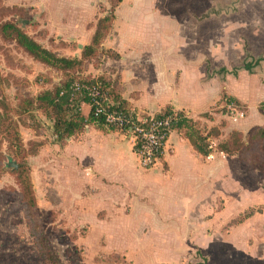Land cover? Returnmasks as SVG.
Segmentation results:
<instances>
[{
    "label": "rangeland",
    "instance_id": "rangeland-1",
    "mask_svg": "<svg viewBox=\"0 0 264 264\" xmlns=\"http://www.w3.org/2000/svg\"><path fill=\"white\" fill-rule=\"evenodd\" d=\"M80 1H75L76 9H72V0H0V27L6 23L21 27L25 23L21 28L55 56L79 58L86 37L90 31L94 33L98 20L108 16L110 10L109 4L107 6L104 0H99L93 10L92 4H89L86 9L83 7V12L78 9ZM161 3L168 4L164 0ZM232 3L230 10L235 9L236 2ZM6 4H26L24 9L27 12L25 15L15 11L1 12ZM217 9L220 10L219 6ZM182 18L177 14L174 24L151 21L144 27L140 26L136 34L127 36L128 32L122 33L126 37L125 45L118 52L124 54V47L128 45L127 48H134L135 51L131 56L124 55L123 61L114 62L107 57L110 51L104 48L99 59L84 63L79 74L95 77L113 72L114 76L118 75L119 70L111 68L113 66L125 68L126 78L127 75H140V85L133 88L144 93L151 111H159L173 97L193 102L200 95L197 56L200 53L212 56L214 51L207 47L208 28L197 29L193 24L186 25ZM188 18L192 22L199 21L192 14ZM212 22L217 29L224 23V18L218 16ZM118 33V26H112L107 34L109 46ZM200 33L201 41L198 42ZM129 57L131 60H128ZM180 57L186 61L196 59L197 64L188 66V80L181 87L182 92L175 94L171 89L167 90L166 83L168 79L172 81L174 68L181 65ZM201 57H204L208 69L207 79L225 68L219 61H209L204 55ZM0 70L1 116L4 113L2 105L7 108L6 115L0 119L3 124L0 126V264H45L26 221L23 190L28 181L33 186L37 203L34 212L36 237L45 241L43 245H47L50 251L53 250L58 264H198L202 262L198 252L207 264H264V212L261 216L255 214L246 223L242 217L248 209L251 212L258 209L249 206L264 205L263 175L257 171L238 174L237 179L243 182V186L239 184L234 188L256 196L247 199V202H244L245 198L236 200L235 205L233 197L218 195L214 207V190L200 187L194 182L193 175L183 178L182 185L169 191L167 196L164 191L170 188L168 177L162 175L169 169L164 167L165 145L162 159L149 169L141 166L137 155L138 167L143 169L140 176L132 175L131 182L129 179L117 183L108 180L105 188L111 191L103 192V196L97 186L103 179L93 166L82 162L80 149L76 150L82 134L69 141L66 147L53 145L52 120L44 112L28 105V100L35 99L63 81V74L34 62L10 40L4 41L1 37ZM222 99L205 113L207 118L199 115L198 111L191 112V117L186 113L184 115L192 118L203 134L212 126L226 129L229 125L227 130L248 127L243 118L248 110L241 105L229 109L222 104ZM81 111L84 117H88L90 107L84 104ZM153 116L155 113L150 111L137 113L138 119ZM6 125L11 130L10 134L14 133L13 129H18L25 150L8 148L7 141L13 140L5 131ZM102 129L108 131L107 128ZM92 133L94 135L95 131L91 130L86 138H91ZM122 135L114 142H119L122 155L126 158L125 166L129 168L135 161L132 154L135 141L132 133ZM229 136L230 133L225 134V138L223 135V139L217 140V145L227 141ZM37 143H41L39 150L34 149ZM172 151L167 150L169 156H172ZM130 155H133V160ZM231 161L241 167L237 158ZM10 163L15 164L17 170L12 169ZM110 168L112 170L113 166ZM239 181H234V185ZM100 195L109 201V206L100 203ZM112 196L115 202H110ZM187 201L188 206L193 207L191 215L182 209ZM241 201L245 204L240 207ZM213 207L215 213L198 221L201 213H209Z\"/></svg>",
    "mask_w": 264,
    "mask_h": 264
},
{
    "label": "crops",
    "instance_id": "crops-1",
    "mask_svg": "<svg viewBox=\"0 0 264 264\" xmlns=\"http://www.w3.org/2000/svg\"><path fill=\"white\" fill-rule=\"evenodd\" d=\"M75 1L77 0H72L70 3L72 9H76L77 5ZM81 1L78 3V6H80L78 9L83 10L84 12V8L89 4H92L93 10L95 3L99 0ZM164 1L168 2V4L161 3V0H123L122 3L115 9L116 19L113 26H118V37L112 40V45L110 46L109 38L106 39L103 43V47L119 56L117 60L111 61L121 62L125 58L124 55L131 56L135 52L134 48H127L128 45L124 47V54L118 52V50L121 49L123 45H125L124 38L126 37L122 33L128 32L127 36L133 35V33L136 34L137 31H140V26L144 27V25H146L145 23H150L151 21H161L164 22V25H171L175 23L177 14H180L181 17H183L182 22L184 24H193V26H195L194 28H208L209 30V35L207 36V47L213 49V55L208 56L206 53V55L200 53L197 56L199 58L198 64L200 67V90L198 91L200 95H198L197 99H195L193 102H185L173 97L169 103L163 106V108H161L159 111H151L152 109L149 106L150 104L148 105L145 102L144 93L141 90L133 88L134 86H138V84L141 82L140 75H137V77L127 75L128 78H126L124 75L126 74L125 68H114L113 66H110L113 69L119 70L118 94L121 96V98L130 104L132 110L136 112V115L137 113L139 114L143 111L154 112L155 115H157L164 112L166 108L170 107L174 112L186 113L191 117V112L193 111H198L199 115L205 114L211 107L215 106V104L219 102L223 96H226L228 98L235 99L241 106H244L248 110L246 117H243L244 120H246L248 127L240 126L242 128L241 130H227L229 125L226 129L219 128L222 135L220 138L223 139V135L225 138V134L227 136L233 131H237L243 135H246V133L253 130L255 126L264 130V118L258 110L259 105L264 102V0ZM233 1L236 2L235 9L230 10L229 7L232 6ZM104 2L108 6L107 1L104 0ZM5 6L12 7L17 5L6 4ZM33 6L34 4L32 7ZM218 6L220 10L217 9ZM17 7L24 8L26 7V4ZM228 11L230 12L228 13ZM191 14L198 17L197 19H199V21H190L188 15L190 17ZM202 16L203 21H201ZM218 16H222L224 18V23H221L216 29L214 28L215 25L212 21H216ZM25 32L27 34V31ZM92 33L93 32L90 31L88 37H86L87 40L82 46V50L85 46L90 44L94 34ZM27 35L31 37L29 34ZM31 38L37 42L33 37ZM197 39L198 42L201 41V33L198 35ZM240 42H242L243 45ZM244 46L247 47V52L249 53L252 60H263L256 68L252 70V73L239 71L236 77L232 75L218 76L214 74L213 78H206V63L203 61L204 57H201L202 55L206 56L209 61L214 60L216 62H221L223 64L222 67H225L228 71H231V67H238L244 61ZM217 56L218 59H216ZM181 59V65L174 68L173 70L174 77L172 78V81L168 79V82L166 83L167 90L171 89L172 93L174 92L175 94L179 93V91L182 92L180 89L188 80L187 77L189 72L187 71V68H189L188 66L190 65L192 66L196 60L190 59L189 61H186L183 58ZM128 60H131V57H129ZM229 67L231 69H229ZM208 97L212 98L207 99ZM222 104H224V106L226 105L225 102H222ZM213 127L214 126L208 128L211 129ZM96 129L100 130L97 132L98 134H96ZM91 130L95 131V134L93 135L92 133L93 136H91V138H86L87 134H89ZM101 131H103V129H99L94 125L89 126L85 132L82 133L80 146L76 148V150L80 149L79 155L81 156L82 162H85L87 166L88 164L93 166L94 169H96L95 171L99 174L98 176L103 179L100 181L102 183L100 185L97 184V186H99L98 190L102 191L104 196L103 192L111 191L105 188L107 186L106 184L109 182L108 180H114L117 183L129 179L131 182L132 178H134L132 175L136 174L137 176H140V172L143 169L138 167L139 159L134 151L132 154L135 156V161L133 160V155H130V159L133 161L129 168L125 166L126 158H124L122 155L121 146L119 142L117 144L114 142V140H117L119 137L123 136L122 133L109 130L106 132ZM171 133L172 134H169V137L165 143L166 155L164 158V167L166 168L168 166L169 169L168 172L162 174L166 176L165 178L168 177V185L170 188H167L164 191L167 196L169 191H174L177 189V187L182 185L183 178L186 179V177L193 175L194 182L198 183L200 187H208V189L214 190V207H216V199L218 195L224 196V198L233 197L235 201L233 205L236 204V200L240 201L241 199L245 198L244 202H247V199H254V196L256 195L253 193H242V189L239 190L234 187L238 186L239 184L240 187L243 186V182L237 179L238 174H241L244 171L255 170L248 168L243 170L245 167L240 164L237 157H227L220 153H213L211 156L206 158L201 157L194 151L189 141L182 134L177 132ZM78 137L68 140L63 147H66L69 141H73ZM217 142L218 141H215L214 143L217 144ZM170 143H172L171 146L169 145ZM169 149L173 150L172 156H169L167 153V150ZM232 158H237L241 167H239L236 162L233 164V161H231ZM111 165L113 166L112 170L110 168ZM119 170L122 172L118 173ZM234 181L239 182L234 185ZM245 189L247 190L246 186ZM114 190L115 189H113V191ZM111 200L112 201L110 202H115L113 196ZM100 203H102V205H108L109 201H106L105 198L100 195ZM240 203V207L245 204H242V201ZM188 204L189 201L186 202L182 209L185 210L188 215H191L193 207L190 205L188 206ZM255 205L256 204L249 207L262 208V212L256 214L261 216L264 212V205ZM168 206L171 207L172 205L168 204ZM214 207L209 213H201L198 221H200V218L203 216L215 213ZM252 218L246 220L244 223L248 222Z\"/></svg>",
    "mask_w": 264,
    "mask_h": 264
},
{
    "label": "trees",
    "instance_id": "trees-1",
    "mask_svg": "<svg viewBox=\"0 0 264 264\" xmlns=\"http://www.w3.org/2000/svg\"><path fill=\"white\" fill-rule=\"evenodd\" d=\"M110 5L109 15L102 17L98 20L94 34L92 36L89 45L85 46L81 51L80 57L75 59H66L57 57L53 53L49 52L31 37H29L24 28L25 23H22V28L14 23H6L0 27V37L6 41L10 40L15 46L26 53L31 59L47 68L55 69L63 74V81L54 85L52 89L46 90L35 97V99L28 100V105L33 107L34 110L42 111L46 114L47 118L53 122L52 142L53 145L63 147L66 142L72 138H76L85 132L89 126H96L99 129L107 128L109 131H115L120 133H128V127L115 128L113 125H108L105 121V114L95 117L94 113L98 107L105 110V113L121 114L125 119L132 122H136V112L132 110L130 104L123 100L118 94L119 89V75L113 74H101L98 76H82L79 74L84 63L100 57L104 52L103 43L107 39V34L112 29L115 22V9L122 3L123 0H106ZM18 12L25 15L27 12L23 7H5L1 8V12ZM12 32H14L12 34ZM109 52V50H107ZM245 59L238 67H234L231 71L225 68L218 70L216 75L237 76L239 71H245L252 73V70L256 68L262 59L256 61L252 60L247 47L244 46ZM107 55L111 60H117L118 55L110 51ZM1 72V70H0ZM208 73V69H207ZM2 74V73H0ZM224 102L227 108H239L238 101L233 98L223 96ZM88 105L90 107V113L88 117H84L81 113V106ZM244 107V106H243ZM245 108V107H244ZM4 111L3 115H0V119L7 113V108L2 105ZM28 109V108H27ZM246 109V108H245ZM258 110L264 118V102L259 105ZM245 113V112H241ZM202 117L207 118V114H203ZM149 119V117H147ZM165 118H171L172 123L166 134V139L162 143L165 145L169 134L171 132H177L182 134L190 143L192 148L201 157H209L213 153H220L227 157H237L240 164L248 169H253L258 173L264 175V130L259 127H255L248 135H243L240 132L233 131L230 133L229 139L221 144H215L220 136L221 132L218 127L209 129L206 133H202L196 128L195 122L189 119L182 112H174L172 108L168 107L164 112L153 116L154 120H161ZM3 124L0 123V126ZM24 126V125H22ZM5 131L13 142L8 140V148L14 151L25 150L21 140V136L18 129H13L14 133L10 134L7 125ZM39 150L41 143L34 145ZM9 150V151H10ZM35 150V151H37ZM133 151L136 155H139V145L136 144L133 147ZM11 152V151H10ZM163 149H161L158 155V160L162 159ZM25 200V214L27 215L26 221L34 239L35 247L38 249L45 264H58V259L53 253V250L49 249L47 245H43L45 241L36 237L34 231L35 228V211L37 210V203L34 196L33 186L31 182L26 183L24 188ZM262 208L256 209L254 212L251 210L244 213L243 220L252 218L255 214L261 213ZM51 252V253H50ZM197 255L201 259V263L207 264L204 257L198 252Z\"/></svg>",
    "mask_w": 264,
    "mask_h": 264
},
{
    "label": "built area",
    "instance_id": "built-area-1",
    "mask_svg": "<svg viewBox=\"0 0 264 264\" xmlns=\"http://www.w3.org/2000/svg\"><path fill=\"white\" fill-rule=\"evenodd\" d=\"M105 114V121L108 125L116 127H128V132L132 133L135 145H139L140 164L143 168H151L158 161V155L161 149L164 148L163 142L166 139V134L172 123L171 118L154 120L142 118L136 122L125 119L121 114L105 113V110L98 107L95 110L94 116L99 117Z\"/></svg>",
    "mask_w": 264,
    "mask_h": 264
},
{
    "label": "water",
    "instance_id": "water-1",
    "mask_svg": "<svg viewBox=\"0 0 264 264\" xmlns=\"http://www.w3.org/2000/svg\"><path fill=\"white\" fill-rule=\"evenodd\" d=\"M9 166L12 167V169L17 170V166L15 164L10 163Z\"/></svg>",
    "mask_w": 264,
    "mask_h": 264
}]
</instances>
